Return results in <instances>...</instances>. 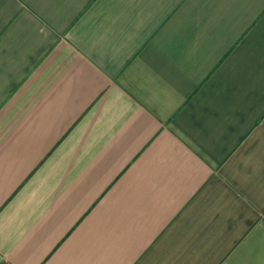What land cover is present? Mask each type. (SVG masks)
<instances>
[{
    "label": "crops",
    "instance_id": "obj_1",
    "mask_svg": "<svg viewBox=\"0 0 264 264\" xmlns=\"http://www.w3.org/2000/svg\"><path fill=\"white\" fill-rule=\"evenodd\" d=\"M0 264H264V0H0Z\"/></svg>",
    "mask_w": 264,
    "mask_h": 264
}]
</instances>
